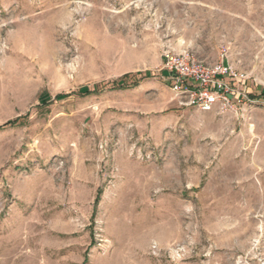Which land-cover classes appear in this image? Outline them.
I'll return each instance as SVG.
<instances>
[{"label": "rangeland", "instance_id": "1", "mask_svg": "<svg viewBox=\"0 0 264 264\" xmlns=\"http://www.w3.org/2000/svg\"><path fill=\"white\" fill-rule=\"evenodd\" d=\"M185 49L227 111L173 94ZM262 94L264 0H0V264H264Z\"/></svg>", "mask_w": 264, "mask_h": 264}, {"label": "built area", "instance_id": "2", "mask_svg": "<svg viewBox=\"0 0 264 264\" xmlns=\"http://www.w3.org/2000/svg\"><path fill=\"white\" fill-rule=\"evenodd\" d=\"M164 69L171 91L176 97L185 99L187 107L203 112L218 108L225 112L231 108L232 100L241 96L233 82L243 81L245 76L233 70L224 54L220 62L207 64L187 49L179 53L167 52ZM156 249L157 246H152V250Z\"/></svg>", "mask_w": 264, "mask_h": 264}, {"label": "trees", "instance_id": "3", "mask_svg": "<svg viewBox=\"0 0 264 264\" xmlns=\"http://www.w3.org/2000/svg\"><path fill=\"white\" fill-rule=\"evenodd\" d=\"M140 76V74H126L124 76H122L121 78H119L118 80H115L113 82H110L108 84H106L105 86H102V91L105 89V87L109 86L110 90H130L133 88H136L139 85L140 80H138V77ZM92 92L90 90H87L84 92V94L89 95ZM255 100H260V99H264V95H260V96H254L253 97ZM17 123L16 121H12V122H8L6 123L4 126H0V130H2L5 127L8 126H12L15 125Z\"/></svg>", "mask_w": 264, "mask_h": 264}]
</instances>
